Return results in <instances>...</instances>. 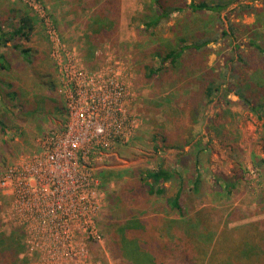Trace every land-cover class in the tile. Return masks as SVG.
Masks as SVG:
<instances>
[{
  "label": "rangeland",
  "instance_id": "obj_1",
  "mask_svg": "<svg viewBox=\"0 0 264 264\" xmlns=\"http://www.w3.org/2000/svg\"><path fill=\"white\" fill-rule=\"evenodd\" d=\"M206 1H219L226 7L219 13L186 7L172 11L156 32L148 33L142 30V22L153 0H0V26L4 30L14 28L22 16L34 17L36 10L43 18V25L34 26L29 40H17L30 47V61L14 49L16 40L0 45L9 64L8 69L0 70V116L7 124L0 130V178L8 164L40 153L46 131L59 129L65 122L56 90L63 62L60 50L64 54L73 51L75 62L86 74L118 67L129 93L123 105L133 116L131 136L123 144L112 146L95 169L101 181L93 216L99 239H73L69 242L76 247L72 256L25 254V248L21 250L22 244L25 247L23 225L10 219L13 214L0 191L3 264L120 263L108 244L111 235L117 234L114 225L124 223L133 214L131 210L141 206L142 211L133 215L148 221L169 218L163 200L147 197L137 182L144 170L157 165L181 172L185 182L181 202L188 217L169 218L154 235L167 242L178 234L197 236L205 243L209 240L215 253L212 264H220L223 253L235 254L248 239L252 245L247 250L252 249L250 260L254 262L249 263L264 264V166L258 161L264 157V107L251 111L239 95L242 93L255 107L264 101V92L259 90L264 88V0ZM188 2L159 0L164 7ZM180 38L186 41L181 43ZM201 38H208L205 50L195 49L160 76L146 79L145 66L158 64V49ZM51 40L58 46L53 47ZM204 71L224 80L211 101L200 100L199 85L193 81L194 75ZM12 91L17 93L12 103L21 109L15 108L16 104L9 109L8 93ZM102 175L106 176L105 187H101ZM198 176L201 184L194 191L192 183ZM134 181L139 185L137 196L126 200L122 197L124 185ZM173 187L169 184L170 194H175ZM125 192L130 193L131 188ZM198 212L205 223L196 219ZM226 223L232 229L224 232L226 241L218 246L215 241ZM40 242L35 240V244ZM10 243L12 248H8ZM78 245L83 249L78 250ZM16 247L21 253L13 257ZM171 262L181 264L177 259Z\"/></svg>",
  "mask_w": 264,
  "mask_h": 264
},
{
  "label": "built area",
  "instance_id": "obj_2",
  "mask_svg": "<svg viewBox=\"0 0 264 264\" xmlns=\"http://www.w3.org/2000/svg\"><path fill=\"white\" fill-rule=\"evenodd\" d=\"M60 51L56 90L64 103L65 122L46 131L40 153L8 164L0 178L10 219L23 225L25 254L72 256L73 239H99L93 216L101 181L95 169L112 146L131 136L133 116L123 105L129 93L118 67L86 74L73 51ZM36 239L42 240L40 245Z\"/></svg>",
  "mask_w": 264,
  "mask_h": 264
},
{
  "label": "trees",
  "instance_id": "obj_3",
  "mask_svg": "<svg viewBox=\"0 0 264 264\" xmlns=\"http://www.w3.org/2000/svg\"><path fill=\"white\" fill-rule=\"evenodd\" d=\"M153 7L150 10V13L144 17L142 22L143 27L142 30L148 31V33L156 32L155 29L159 24L164 20V18H168L172 11H181L185 7L190 8L195 12H203V11H211L215 13H219L226 7L225 3L222 2H207L206 0H190L185 5L182 6H166L164 7L159 3V0H153ZM43 7V6H42ZM48 10V9H47ZM32 16H22L18 22V24L12 28L11 30H4L3 27L0 26V45H7L10 42L16 40L13 44L15 50H17L20 54L23 55L24 59L30 61V47L25 46L23 43L18 42L22 38L29 40L31 31L34 26L37 24L43 25V18H39L38 14ZM181 39V43L186 40ZM208 43V38L198 39L196 42H191L188 44H180L177 47H166L164 49L160 48L157 50L156 56L158 58L155 66L150 65L145 66L146 79L156 78L164 73L168 67L175 66V64L181 63V60L184 59L185 55L192 54L193 50H201L206 47ZM258 47V46H257ZM259 48V47H258ZM205 50V49H203ZM259 52H262V49H258ZM9 64L6 60L5 54L0 52V70L8 69ZM193 81H195L199 85V89L201 91L200 100L205 98L206 100L211 101L214 94L220 91V87L223 84L224 80L218 74H212L210 71H204L200 74H196L193 76ZM264 81V79H263ZM0 83L3 81L0 79ZM6 85L11 86L10 83ZM261 89V92H264V88ZM0 92L3 95V92ZM260 92V93H261ZM16 92H9L8 95L11 103L9 109H13L12 101L16 99ZM240 97L244 100L245 105L251 111H257L260 107H264V101L259 104V107H255L242 93L239 94ZM62 103V111L65 116V108L64 103ZM17 109H21L20 105L16 104L14 106ZM14 108V109H15ZM257 116L263 120V115L257 113ZM6 122H4L3 118L0 116V130L5 128ZM263 133H264V120L262 122ZM264 138V134L262 135ZM168 146V144L166 145ZM173 147V144H171ZM259 164L264 166V157L258 158ZM258 166V164H255ZM259 172V169H256ZM260 174V173H259ZM103 183L101 187H105L104 183L106 182L104 179L106 176H103ZM105 181V182H104ZM142 187L143 192L147 197H158L163 200V208L168 216H174L177 218H186L188 217V212L186 211L184 205L181 202V196L185 191V182L181 175V172L175 168H166L162 165H157L154 169H146L143 174L139 176V180L137 181ZM199 176L193 180V189L197 191L199 189L200 183ZM166 183L174 184L176 183L177 189L175 194H170L168 192V188L166 187ZM234 185V184H232ZM139 185L134 182H127L124 185V190H122V197L127 199L134 198L137 196V189ZM217 186V185H216ZM220 187L224 190L225 186ZM131 188L130 193H126L125 189ZM262 199L264 202V194L262 195ZM128 209L127 207H125ZM142 211L141 208L131 210V213L137 214ZM201 212V211H200ZM197 214L196 219H200L199 213ZM133 214H130V218L127 219L124 223H118L116 226L114 225L113 229L117 234L111 235L112 239L108 241L110 253L113 256L120 260L118 264H172L171 260L181 262V264H212V257L214 256V252L212 251L211 243L209 244V240L205 243L196 236L195 238L190 234L181 235L178 234L176 238L172 242H167V240L161 241L160 236L154 235V231L157 227L163 223L168 221L166 218H153L151 220H145L143 218L137 217ZM176 219V218H175ZM201 221V219H200ZM262 220H259L260 222ZM205 223L204 219L201 221ZM211 222V221H209ZM264 226V225H263ZM231 230L227 223L221 227L219 230V235L217 236L218 246H223L224 240L223 235L227 230ZM113 232V231H112ZM222 237L220 238V236ZM252 235H248L246 237H251ZM257 237V235H255ZM170 239V238H167ZM176 240V241H175ZM185 240V241H184ZM212 240V238L210 239ZM211 242V241H210ZM15 243V242H13ZM13 243H10L8 248H12L14 246ZM190 245L191 248L186 249V247ZM241 245H244L241 249H236V253H223L224 256L219 260L220 264H250L254 263L251 259L249 245V240L246 239ZM15 253L13 257L19 255L21 250L24 251L23 244L21 245V250L16 247ZM1 253V251H0ZM177 253V255H176ZM180 254V256H178ZM12 256V255H11ZM178 257V258H177ZM12 258V257H11ZM11 258H5L10 261ZM2 256L0 255V260ZM226 259V261H225ZM229 259H232L230 262ZM6 263V261H0V264Z\"/></svg>",
  "mask_w": 264,
  "mask_h": 264
},
{
  "label": "crops",
  "instance_id": "obj_4",
  "mask_svg": "<svg viewBox=\"0 0 264 264\" xmlns=\"http://www.w3.org/2000/svg\"><path fill=\"white\" fill-rule=\"evenodd\" d=\"M163 167H165V166H163ZM166 168H174V167H167V166H166ZM175 169H176V168H175ZM169 184H170V183H166V184H165L167 188L169 187ZM173 185H174V187H173V188H174V191L176 192V183H174ZM173 195H174V194H173ZM168 217H169V218H171V217H172V218H176V217H174V216H168Z\"/></svg>",
  "mask_w": 264,
  "mask_h": 264
}]
</instances>
